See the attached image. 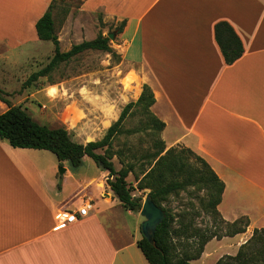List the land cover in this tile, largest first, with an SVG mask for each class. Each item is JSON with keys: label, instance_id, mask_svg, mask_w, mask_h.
Returning <instances> with one entry per match:
<instances>
[{"label": "crops", "instance_id": "1", "mask_svg": "<svg viewBox=\"0 0 264 264\" xmlns=\"http://www.w3.org/2000/svg\"><path fill=\"white\" fill-rule=\"evenodd\" d=\"M52 1L0 0V84L14 106L21 104L12 100L14 72L5 54L48 42L39 39L36 24ZM80 1V16L93 24L99 18L117 28L124 24L115 45L121 64L135 74L134 87L139 81L134 102L144 85L152 89V113L165 123L161 136L167 149H191L211 166L225 184L218 205L225 221L249 219L247 233L224 239L237 243L247 235L245 243L254 229H264V0ZM57 6L53 15L61 50L64 39L70 50L97 38V28L88 29L83 20L69 28L68 21L56 26ZM220 22L233 27L245 49L232 65L215 38ZM123 108L109 101L88 106L95 135L88 142L102 140ZM7 110L0 100V115ZM51 117L39 118L50 124ZM67 124L75 127L77 119L71 116ZM50 154L14 148L0 138V264H150L137 245L141 214L123 207L107 182L109 173L100 169L89 179L64 162L60 174L61 163ZM85 202L93 203L88 217L59 223L60 209ZM212 242L201 259L211 256Z\"/></svg>", "mask_w": 264, "mask_h": 264}, {"label": "trees", "instance_id": "2", "mask_svg": "<svg viewBox=\"0 0 264 264\" xmlns=\"http://www.w3.org/2000/svg\"><path fill=\"white\" fill-rule=\"evenodd\" d=\"M61 3L56 0L52 1L48 10L36 24L39 39L53 43L54 55L46 67L34 72L26 80L23 88L31 87L40 78L50 76L62 63H67L90 50L110 53L121 61L120 55L110 45V38L104 36L102 32L96 39L73 45L70 50L63 52L56 34L53 15L56 5ZM68 13L69 11L66 10L65 14ZM123 28L124 24L115 32L121 33ZM215 38L228 65L234 64L243 56L245 52L243 43L229 23L220 22L215 26ZM5 95L0 87V100L8 106V110L0 115V138L7 141L12 147L50 151L57 157L61 166L67 162L72 169H79L86 157L91 158L100 169L109 173L110 178L107 182L127 211L140 213L143 206L142 199L134 196L133 192L135 190H150L148 195L166 214L164 222L157 229L155 246L151 245L144 237L137 242L150 264H192L193 261L201 259L206 245L213 239L235 237L245 233L250 226V221L246 217L232 223L223 220L228 226L226 232L220 233L216 230L204 233L200 235L198 241H195L196 248L192 253L184 256L175 254L177 249L175 238L184 237L190 240L193 235L190 233L191 227L181 226V230L174 229L175 217L162 206V202L170 195L194 187L208 191L209 205L219 214L217 208L221 203L225 184L211 166L191 149L185 147L167 149L161 138L165 123L152 113L156 99L148 85H144L142 94L137 101L130 102L123 108L119 119L112 124L102 140L87 144L73 141L69 131L64 127L50 128L40 124L26 109L12 105ZM134 108L140 109L147 115V126L151 127L156 135H159L155 141L157 150L148 155L150 167L148 170L142 171L141 179L135 173L133 164H125L121 161L124 165L118 171L113 162V158L119 154L112 151L114 139L123 132L124 122ZM100 149H105V153H97ZM190 156H194L201 168L194 167L187 162ZM130 174H133L138 182L136 188L127 181ZM217 264H264V229H254L250 239L241 245L235 255L223 256Z\"/></svg>", "mask_w": 264, "mask_h": 264}, {"label": "rangeland", "instance_id": "3", "mask_svg": "<svg viewBox=\"0 0 264 264\" xmlns=\"http://www.w3.org/2000/svg\"><path fill=\"white\" fill-rule=\"evenodd\" d=\"M80 4L81 1L79 0L63 2L60 6L56 5L59 8L56 16V26L68 21L69 28L78 20H83L87 24L88 29L92 26L91 29L94 31L96 27L97 32L105 33L106 37L110 34H115L114 40L110 39V45L118 54L119 48L115 45L117 44L116 23L104 24L102 19L99 18L94 19L93 24V20L90 18H82L80 16ZM66 10L69 11L67 15L65 14ZM95 23L97 24L95 25ZM28 46L21 48L13 55L9 54V57L5 54V59L10 63L9 65L14 72L12 78L9 79L12 100L27 108V112L40 124L50 128H66L75 142L89 143L88 141L95 137L88 126L86 114L90 112L86 109L88 106L95 102L109 101L125 107L128 103L134 102L135 97L140 93L139 81L138 85L134 87L136 81L134 72L125 68L121 61L113 57L112 54L102 51L84 52L71 61L62 63L50 76L40 78L38 82L29 88H23L26 80L34 72L49 64L55 52L53 43L49 41L40 42L36 47L29 50ZM69 48V43L64 39L62 51L66 52ZM1 55L0 51V58ZM0 86L3 89L2 84ZM6 96H10V93H7ZM64 112L66 114L62 117ZM42 113H49L52 116L48 122L50 124L41 121L42 118L40 119L39 117ZM71 116L77 119L75 127L67 124ZM157 138H159V135H156L154 130L147 126V115L141 112L140 109L134 108L124 122L123 132L117 135L113 142L112 151L119 153L113 158L116 169L118 171L121 170L123 163L133 164L135 173L141 179L142 171L148 170L150 167L148 155L157 150L155 146ZM50 153L56 159V156L52 152ZM97 153L104 154L105 149H100ZM187 162L194 167L201 168L194 156H190ZM66 165L70 167L67 162ZM78 171L80 173L79 176L86 175L90 179V177L96 176L100 168L91 158H87ZM127 181L135 188L138 185L133 174H130ZM149 193L150 190L148 189L144 191L135 190L133 195L141 198L143 204ZM209 203L210 195L208 191L194 187H189L186 191L170 195L162 202V206L175 217L173 225L175 230H181V226L191 227L190 233L193 237L190 240L184 237L175 238L174 240L177 245L175 250L177 256L192 253L196 248L194 243L199 240L200 235L216 230L220 233L228 230V226L223 222L224 219L219 210V214H217ZM138 217L140 220L138 237L142 239L141 225L144 218L141 215ZM248 229L249 227L247 231ZM246 236L242 235V238L237 243L234 242L235 240L224 238L221 240L213 239L212 244L209 246L211 256L208 255L203 259L195 260L192 264H217L218 260L223 256L235 255L241 245L244 244L242 242L247 238ZM235 248L237 249L236 251H234ZM218 257L219 259L217 260Z\"/></svg>", "mask_w": 264, "mask_h": 264}, {"label": "water", "instance_id": "4", "mask_svg": "<svg viewBox=\"0 0 264 264\" xmlns=\"http://www.w3.org/2000/svg\"><path fill=\"white\" fill-rule=\"evenodd\" d=\"M108 37L114 40L115 34H110ZM65 168L60 167V174H64ZM141 216L144 221L141 225V232L144 238H146L151 245H156L155 235L158 227L164 222L166 214L162 208H160L152 199L150 195H147L143 203Z\"/></svg>", "mask_w": 264, "mask_h": 264}, {"label": "built area", "instance_id": "5", "mask_svg": "<svg viewBox=\"0 0 264 264\" xmlns=\"http://www.w3.org/2000/svg\"><path fill=\"white\" fill-rule=\"evenodd\" d=\"M93 210L92 202H85L82 206L72 209L62 208L58 212V220L62 226H68L77 223L90 215Z\"/></svg>", "mask_w": 264, "mask_h": 264}]
</instances>
